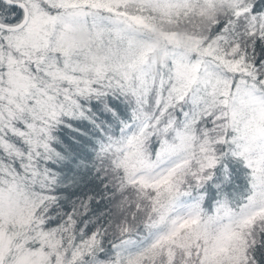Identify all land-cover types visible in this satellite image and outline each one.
<instances>
[{
  "label": "snow or ice",
  "instance_id": "1",
  "mask_svg": "<svg viewBox=\"0 0 264 264\" xmlns=\"http://www.w3.org/2000/svg\"><path fill=\"white\" fill-rule=\"evenodd\" d=\"M0 264H264V0H0Z\"/></svg>",
  "mask_w": 264,
  "mask_h": 264
}]
</instances>
